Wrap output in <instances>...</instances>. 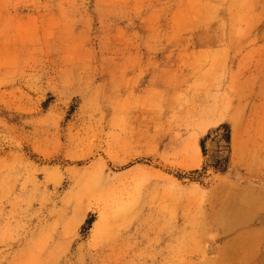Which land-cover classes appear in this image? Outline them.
<instances>
[{
    "label": "rangeland",
    "instance_id": "374dc122",
    "mask_svg": "<svg viewBox=\"0 0 264 264\" xmlns=\"http://www.w3.org/2000/svg\"><path fill=\"white\" fill-rule=\"evenodd\" d=\"M0 264H264V0H0Z\"/></svg>",
    "mask_w": 264,
    "mask_h": 264
}]
</instances>
